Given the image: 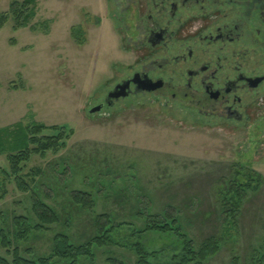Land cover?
<instances>
[{
	"label": "rangeland",
	"instance_id": "rangeland-1",
	"mask_svg": "<svg viewBox=\"0 0 264 264\" xmlns=\"http://www.w3.org/2000/svg\"><path fill=\"white\" fill-rule=\"evenodd\" d=\"M13 2L0 0V14ZM109 2L37 0L27 27L15 29L13 20L0 27V129L18 123L66 127V146L33 153L23 164L27 191L12 172L9 153L0 156V233L11 241L6 247L0 239V264H14L17 247L35 258L51 256L63 237L90 244L103 214L119 226L78 264H139L137 244L149 264H182V236L146 229V210L169 209L199 251L203 241L222 234L225 215L217 206L223 191L234 189L238 164L255 169L259 176L252 182L258 178L260 185L246 195L239 234L187 264H263V124L207 125L149 101L90 113L134 60ZM36 203L44 209L40 214ZM42 213L54 219H41Z\"/></svg>",
	"mask_w": 264,
	"mask_h": 264
},
{
	"label": "flooded vegetation",
	"instance_id": "flooded-vegetation-1",
	"mask_svg": "<svg viewBox=\"0 0 264 264\" xmlns=\"http://www.w3.org/2000/svg\"><path fill=\"white\" fill-rule=\"evenodd\" d=\"M109 1L134 60L91 109L149 101L207 125H264V0Z\"/></svg>",
	"mask_w": 264,
	"mask_h": 264
},
{
	"label": "trees",
	"instance_id": "trees-1",
	"mask_svg": "<svg viewBox=\"0 0 264 264\" xmlns=\"http://www.w3.org/2000/svg\"><path fill=\"white\" fill-rule=\"evenodd\" d=\"M37 15V0H14L10 9L0 14V27L5 26L10 20H13L15 29L27 27L31 21ZM34 31L38 30V27L32 28ZM47 30V29H46ZM45 131H53L52 135H44ZM65 126H48L44 123H36L34 125L25 126L22 123H18L14 126L0 129V156L4 153H9L8 159L11 165L13 174L18 179V183L22 190L27 191L29 189L27 183L23 180L21 172L23 164L30 161L33 153L45 154L48 150H59L66 146L64 142ZM73 130H70V135ZM33 145L34 148H30ZM241 168L237 169V172L233 174L235 187L231 191V188L221 195L220 204L217 206L218 214L225 215L222 221V234L220 237H210L203 241L199 251H196L194 240L189 238L187 233L182 232L181 220L177 216H171L169 209L162 211L148 209V217L146 219V225L148 230H155L157 232H169L175 230L182 236L184 240L182 264H187L188 258L196 259V256H200L201 259H205L208 255L214 254L220 248L222 240L232 238L239 234L238 222L241 214V210L246 198V195L254 190H259L258 178L253 183V175L259 173L252 168H246L243 165L238 164ZM243 169H245L243 171ZM261 176V174H260ZM235 177V178H234ZM261 182V179H260ZM84 204L85 201L81 200ZM80 201V202H81ZM39 210L43 209L42 205L36 203ZM155 208V207H154ZM44 210V209H43ZM52 212V211H51ZM213 215V213H212ZM54 214L42 213L39 217L41 219H54ZM163 217L164 221L157 218ZM56 217V216H55ZM51 220V219H50ZM119 225L114 223L112 217L107 214H103L97 217V229L99 235L90 244L76 245L71 242L69 238H60L57 241L51 256H39L33 258V254L30 257H23L20 249L17 247L14 250V264H78V259L92 255L90 251L92 245L105 243V239H110L109 233L116 229ZM0 239L5 241L3 244L6 247L11 246V241L8 236L2 232L0 233ZM95 243V244H94ZM136 251L139 254V264H149L146 256L144 255V249L140 244H137ZM27 253V251H26ZM259 253H257V256ZM264 264V256L260 258Z\"/></svg>",
	"mask_w": 264,
	"mask_h": 264
},
{
	"label": "water",
	"instance_id": "water-1",
	"mask_svg": "<svg viewBox=\"0 0 264 264\" xmlns=\"http://www.w3.org/2000/svg\"><path fill=\"white\" fill-rule=\"evenodd\" d=\"M118 89V88H117ZM101 110V107L100 106H98V107H94V108H92L91 110H90V113L91 114H93V113H97V112H99Z\"/></svg>",
	"mask_w": 264,
	"mask_h": 264
}]
</instances>
